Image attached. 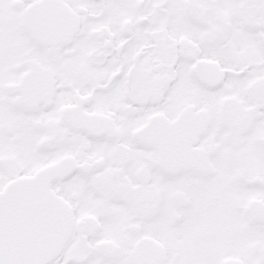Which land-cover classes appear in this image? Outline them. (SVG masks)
I'll use <instances>...</instances> for the list:
<instances>
[{"label":"snow or ice","instance_id":"obj_1","mask_svg":"<svg viewBox=\"0 0 264 264\" xmlns=\"http://www.w3.org/2000/svg\"><path fill=\"white\" fill-rule=\"evenodd\" d=\"M0 264H264V0H0Z\"/></svg>","mask_w":264,"mask_h":264}]
</instances>
